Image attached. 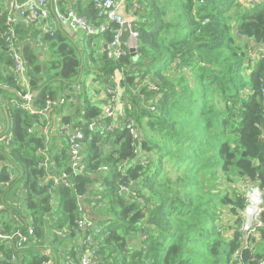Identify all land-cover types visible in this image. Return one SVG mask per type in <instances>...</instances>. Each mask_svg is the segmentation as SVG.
Here are the masks:
<instances>
[{"label": "trees", "instance_id": "obj_1", "mask_svg": "<svg viewBox=\"0 0 264 264\" xmlns=\"http://www.w3.org/2000/svg\"><path fill=\"white\" fill-rule=\"evenodd\" d=\"M127 2L138 5L135 57L109 59L99 42L110 43L117 26L97 17L94 0L56 3L61 14L106 25L79 43L61 28L46 34L39 22L8 24L0 0V264H78L92 235L95 264H256L264 256H250L239 227L245 185L264 191V0ZM10 26L17 46H29L26 86L7 48ZM116 71L137 139L123 127L103 136L87 130L102 121L87 77L103 89ZM147 78L157 91L147 90ZM34 91L31 113L23 96ZM73 107L75 117L61 121L85 134L80 174L69 166L67 143L54 148L45 133L53 114ZM88 197L99 218L80 229ZM29 229L18 249L14 234ZM258 235L264 241L263 229Z\"/></svg>", "mask_w": 264, "mask_h": 264}, {"label": "built area", "instance_id": "obj_2", "mask_svg": "<svg viewBox=\"0 0 264 264\" xmlns=\"http://www.w3.org/2000/svg\"><path fill=\"white\" fill-rule=\"evenodd\" d=\"M58 0H27L25 2H20L19 0H8L7 9L10 11V15L7 18L8 24H13L15 19L13 15L17 13L20 17L24 18L26 25L40 23L46 19L49 15V4L54 5L56 9V3ZM95 9L97 11V17L104 19L107 24H114L118 28L114 30L113 39L107 45L105 50L107 58L113 57H122L129 52L131 47L128 45L122 46L118 40L120 28L123 26L126 21L124 20L123 15L121 14L120 4L115 0H94ZM133 8H138L137 4H133ZM55 17L60 24H68L71 28L78 29L83 31L87 36H101L105 30L106 25L92 26L85 18L78 16L73 11H67L64 14L59 13L55 10ZM130 28V43L132 47H135L138 33L132 30V23L129 24ZM54 31L47 30L46 33L53 35ZM5 37L7 41V48L11 55V58L14 63V74L19 79V76L26 72V63L22 56V50L17 46V39L14 34L13 27H9L5 32ZM37 37V39H39ZM120 71H116L108 78V85L103 87V101L101 103L102 109V121L101 122H92L87 125V130L89 132H98L99 135L103 136L105 134L111 133L114 129L119 127L126 128L133 135L134 139L138 138L137 128L134 119L127 117L124 119L122 125L117 122V105L123 102V78ZM143 84L147 86V90L154 92L158 90V87L150 82V79L147 78ZM79 89V86H77ZM264 93V87L262 88ZM23 99L26 101L25 108L31 113L34 110L31 108L32 94L27 93L23 96ZM58 105L64 103L63 99H60ZM47 107L50 108L52 102L47 101ZM47 110H42L45 113ZM150 111L154 112L155 107L150 106ZM3 130V127L0 125V132ZM60 134L65 138L68 146V162L69 166L73 172L80 174L85 170V164L83 163L84 159V144H85V134L80 130L73 127L72 124L66 123L60 126ZM262 136L264 139V126L262 128ZM7 144L8 142L5 141ZM61 183H65L64 175L61 177ZM59 181H55L58 183ZM246 193L244 195V209L242 213V220L240 223L239 231L243 237V246L249 249V254L251 257L257 255L254 245H251L247 242L249 238H253L258 234V232L264 229V205H262V195L264 191L261 190L257 185L246 184ZM122 191H125L122 188ZM93 208H97L99 204H92ZM1 210V207H0ZM81 217L77 221V225L80 229H85V227H92L91 224L86 219V211L84 205L79 207ZM100 229L96 230V233H99ZM33 235L32 229L28 230V235L26 236L23 233L17 231L14 234V237L17 238V247L21 249L23 243L27 242L28 238ZM85 250L81 252L79 257L78 264H95L96 248L95 241L92 236H87L85 242ZM254 244V243H253ZM238 252H235V256H238ZM67 264H75L73 261L69 260ZM236 264H241L239 261ZM256 264H264L263 258H257Z\"/></svg>", "mask_w": 264, "mask_h": 264}, {"label": "crops", "instance_id": "obj_3", "mask_svg": "<svg viewBox=\"0 0 264 264\" xmlns=\"http://www.w3.org/2000/svg\"><path fill=\"white\" fill-rule=\"evenodd\" d=\"M7 1L8 0H3V6H4L3 9L4 8L7 9ZM115 1L118 4H120L121 14L123 15L124 20L126 21V23H128V25L131 24L133 22V18H134V14H133L134 8H133V5L130 4L129 2H127V0H115ZM72 3H73V1H70L69 4H72ZM56 9H55L54 5L49 4V15H48V17L46 19H44L43 21H41L39 24L36 25V26H39V29H41V31H43V32L46 33V31L48 29L51 30V31H56L58 28H61L62 29V27L58 23L56 17H54L55 16V10ZM50 10L53 11V16L50 15ZM13 17H14L15 20L22 21V22L25 21L24 18L20 17L17 13H15L13 15ZM121 28H120L119 36L121 34ZM71 30L76 35V38L75 39H71L70 36L64 30L63 31L69 36V38L71 40H73V41L76 40V42H78V43H79V40L80 39H83L85 37V35H86L81 30L74 29V28H71ZM37 40H40V39H37ZM35 43L36 42L31 41V44L32 45H34ZM107 44H109V43H107ZM120 44L122 46L128 45V47H132L131 46V43H130V34H129V38H128L127 43H121L120 42ZM104 45H106V43L99 42V47L102 49V51H103ZM134 46H136V45L134 44ZM26 47L29 48L28 45ZM37 49H38V47H37V45H35V51L39 55H42V53L40 51H38ZM41 61H43V60H41ZM27 72H28V70L26 68V72H24V74L20 75L19 76V79H18V81L22 85H25V86L27 84L26 83L27 82L26 81ZM91 79H92V76L87 77V89H88V97H89V100H90L91 104L99 105V107L101 108V103L103 101V90H102V86L100 84H98V83L92 82ZM65 94H67V93L65 92ZM75 96H77L76 93H75ZM76 100H77V104H76V106H77L78 105V98H76ZM75 110H76V107H73L71 109H68L67 112H65V113H63L61 115H55V114H53L50 117L49 124L47 123V126L45 128V133H46L47 140L49 139V140H51L52 143H54V148H56V146H57V148H59L61 146V142L62 141L66 142L65 138L60 134V126L63 124V122L61 121V119L63 117H65L66 114H70V115H73L75 117ZM117 111H118V113H117V122L120 125H122V123L124 121V117H123V102L117 105ZM0 120H2L1 111H0ZM51 177H54L53 174L51 175ZM93 189H94V187H91V190H93ZM92 204H94V201H92L91 197H88L87 199H85L84 200V203H83V205L85 207V211H86V219L91 224V226L94 227V225H96L95 223L98 221L99 215L96 212L95 208H93ZM254 238H256V241L254 243L256 252L259 253L260 255H263L264 256V241L263 240H260L258 234ZM78 241H80V239H78L77 242ZM134 244H135L134 241H131L130 242V245L131 246H134Z\"/></svg>", "mask_w": 264, "mask_h": 264}, {"label": "water", "instance_id": "obj_4", "mask_svg": "<svg viewBox=\"0 0 264 264\" xmlns=\"http://www.w3.org/2000/svg\"><path fill=\"white\" fill-rule=\"evenodd\" d=\"M61 27L70 36L71 39H75L76 38V35L71 30V28H70V26L68 24H62ZM129 34H130L129 25H128V23H124L123 26H122V28H121V34H120V36L118 38L119 42H121V43H127L128 38H129ZM106 48H107V45H104L103 51H105ZM135 52H136V49L134 47H131L129 49V54H130V56L132 58L135 57ZM22 56H23V59H24L25 63H27V47L26 46H24L22 48ZM39 56H40V59L41 60L44 59L43 55H39ZM43 69L45 71L46 70V67L43 66ZM122 86H123V84H122ZM37 95H38V92L37 91H34L32 93V98H35ZM124 179L126 180V177H124ZM244 190H246V187H244ZM261 199H262V205H264V194L262 195Z\"/></svg>", "mask_w": 264, "mask_h": 264}, {"label": "rangeland", "instance_id": "obj_5", "mask_svg": "<svg viewBox=\"0 0 264 264\" xmlns=\"http://www.w3.org/2000/svg\"><path fill=\"white\" fill-rule=\"evenodd\" d=\"M87 74L84 75V78L86 79ZM98 104V103H97ZM111 146H108L107 148H110Z\"/></svg>", "mask_w": 264, "mask_h": 264}]
</instances>
